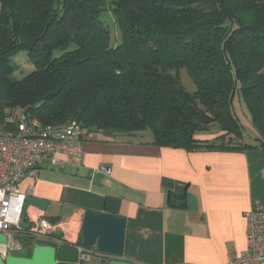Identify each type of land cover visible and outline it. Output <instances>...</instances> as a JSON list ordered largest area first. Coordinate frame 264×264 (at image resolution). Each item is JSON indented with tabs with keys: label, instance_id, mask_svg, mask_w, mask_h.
<instances>
[{
	"label": "trees",
	"instance_id": "trees-1",
	"mask_svg": "<svg viewBox=\"0 0 264 264\" xmlns=\"http://www.w3.org/2000/svg\"><path fill=\"white\" fill-rule=\"evenodd\" d=\"M21 52L32 66L17 76ZM239 91L254 145L233 107ZM0 108L3 120L29 109L107 138L149 130L160 146L264 151V0H0ZM211 129L223 133L196 137Z\"/></svg>",
	"mask_w": 264,
	"mask_h": 264
},
{
	"label": "crops",
	"instance_id": "crops-1",
	"mask_svg": "<svg viewBox=\"0 0 264 264\" xmlns=\"http://www.w3.org/2000/svg\"><path fill=\"white\" fill-rule=\"evenodd\" d=\"M222 133L211 129L196 137L212 140ZM253 138L244 135V144L254 145ZM82 149L80 156L57 152L54 165L50 157L41 161L30 195L47 200V207L24 211L29 195L16 196L12 223L28 227V215L45 217L58 225V237L73 244L85 210L117 214L127 221L122 259L139 264H229L247 249L246 212L253 201L264 203L262 149L187 150L157 145L151 136L99 133L86 134ZM99 166L110 171L96 172ZM31 183L22 180L23 194ZM106 261L93 254L86 263Z\"/></svg>",
	"mask_w": 264,
	"mask_h": 264
},
{
	"label": "built area",
	"instance_id": "built-area-1",
	"mask_svg": "<svg viewBox=\"0 0 264 264\" xmlns=\"http://www.w3.org/2000/svg\"><path fill=\"white\" fill-rule=\"evenodd\" d=\"M85 135V128L77 121L45 124L29 109L19 110L3 120L0 108V233L7 239L5 243H0L2 258L9 253L27 255V251H31L36 243L67 244L58 237L55 222L42 216L32 218L28 215L30 225L23 227L12 223L9 214L14 197L33 193L41 161L50 157L54 165L57 152L80 156ZM109 171L107 166L96 168V172ZM25 178L31 179L32 183L23 194L21 183ZM246 218L247 249L234 256L229 264H264V203L253 201ZM75 247L78 258L74 264H85L93 254H101L81 244ZM104 257L109 260L113 258L107 254Z\"/></svg>",
	"mask_w": 264,
	"mask_h": 264
},
{
	"label": "water",
	"instance_id": "water-1",
	"mask_svg": "<svg viewBox=\"0 0 264 264\" xmlns=\"http://www.w3.org/2000/svg\"><path fill=\"white\" fill-rule=\"evenodd\" d=\"M47 204V200L29 195L24 199V211L29 206L45 210ZM126 222L123 216L87 209L82 214L80 238L77 242L63 246L36 243L30 255L9 253L5 258L0 256V264H74L78 258L76 244L94 249L101 254L112 255L109 264H139L122 259ZM6 241V236L0 233V243Z\"/></svg>",
	"mask_w": 264,
	"mask_h": 264
},
{
	"label": "rangeland",
	"instance_id": "rangeland-1",
	"mask_svg": "<svg viewBox=\"0 0 264 264\" xmlns=\"http://www.w3.org/2000/svg\"><path fill=\"white\" fill-rule=\"evenodd\" d=\"M100 17L108 23V25L111 29L113 41H115L116 35L118 34V30L115 26L116 24L114 22V16H113L112 12L109 10H104L103 12H101ZM15 61L17 64H20V65H22L24 63L25 68H26V69L22 70L21 73L16 74L17 76H22V75L26 74L28 72V70L31 69L32 65L30 66V64L28 65V63L25 62V61H27V57H26L25 53L21 52V53L17 54L15 56ZM180 78H181L183 85L186 87L187 90H189V91L195 90V83L185 68L180 70ZM233 107H234L235 112L239 116L242 124H243V134L247 138L251 139L252 134H253L252 133L253 132L252 131V129H253L252 119H251L250 112H249V110H248V108L244 102L243 95L240 91L236 92L234 95ZM122 135L124 137H128L127 135H124V134H118V135H115L114 137H120ZM150 135H151V132L149 130H147L146 132L136 133L132 137V139H134V140H147V139H149ZM31 252H32V250L30 251V254H31ZM86 264H88V263H86Z\"/></svg>",
	"mask_w": 264,
	"mask_h": 264
}]
</instances>
